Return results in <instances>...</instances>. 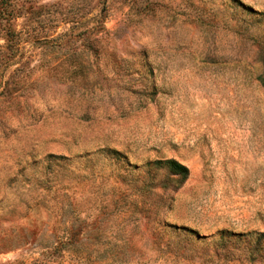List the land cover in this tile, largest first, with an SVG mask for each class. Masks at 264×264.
<instances>
[{
    "label": "rangeland",
    "instance_id": "obj_1",
    "mask_svg": "<svg viewBox=\"0 0 264 264\" xmlns=\"http://www.w3.org/2000/svg\"><path fill=\"white\" fill-rule=\"evenodd\" d=\"M0 264H264V0H11Z\"/></svg>",
    "mask_w": 264,
    "mask_h": 264
},
{
    "label": "trees",
    "instance_id": "obj_2",
    "mask_svg": "<svg viewBox=\"0 0 264 264\" xmlns=\"http://www.w3.org/2000/svg\"><path fill=\"white\" fill-rule=\"evenodd\" d=\"M11 6V0H0V18L8 14V8ZM154 165L160 168H166L174 176L185 180L189 177V169L176 160L157 161Z\"/></svg>",
    "mask_w": 264,
    "mask_h": 264
}]
</instances>
